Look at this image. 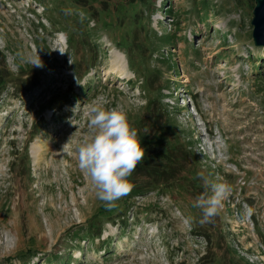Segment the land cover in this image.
<instances>
[{
    "label": "rangeland",
    "instance_id": "1",
    "mask_svg": "<svg viewBox=\"0 0 264 264\" xmlns=\"http://www.w3.org/2000/svg\"><path fill=\"white\" fill-rule=\"evenodd\" d=\"M131 1L0 0V264H264L257 0ZM97 105L145 148L113 207L78 167Z\"/></svg>",
    "mask_w": 264,
    "mask_h": 264
},
{
    "label": "clouds",
    "instance_id": "2",
    "mask_svg": "<svg viewBox=\"0 0 264 264\" xmlns=\"http://www.w3.org/2000/svg\"><path fill=\"white\" fill-rule=\"evenodd\" d=\"M28 62L34 67H43L39 55L30 57ZM91 113L88 126L93 135L78 147V167L90 178L98 199L107 207H113L116 201L130 193L132 185L128 177L143 161L145 148L119 107L107 109L97 105ZM204 184L211 194L198 197L194 206L203 210L204 219H211L222 209L230 186L210 182L207 178Z\"/></svg>",
    "mask_w": 264,
    "mask_h": 264
},
{
    "label": "water",
    "instance_id": "3",
    "mask_svg": "<svg viewBox=\"0 0 264 264\" xmlns=\"http://www.w3.org/2000/svg\"><path fill=\"white\" fill-rule=\"evenodd\" d=\"M253 39L258 47H264V0H257L252 20Z\"/></svg>",
    "mask_w": 264,
    "mask_h": 264
},
{
    "label": "built area",
    "instance_id": "4",
    "mask_svg": "<svg viewBox=\"0 0 264 264\" xmlns=\"http://www.w3.org/2000/svg\"><path fill=\"white\" fill-rule=\"evenodd\" d=\"M256 245H257L258 250H261L262 252H264V245L263 244L257 242ZM257 259L259 261H264V255L257 256Z\"/></svg>",
    "mask_w": 264,
    "mask_h": 264
},
{
    "label": "trees",
    "instance_id": "5",
    "mask_svg": "<svg viewBox=\"0 0 264 264\" xmlns=\"http://www.w3.org/2000/svg\"><path fill=\"white\" fill-rule=\"evenodd\" d=\"M136 1H139V3L141 4V2H142V0H136ZM135 1V2H136ZM128 3H132V1L131 0H129V2ZM85 8H86V6H84ZM128 61L130 62V57L128 58ZM177 67H179V66H177ZM137 73V72H136Z\"/></svg>",
    "mask_w": 264,
    "mask_h": 264
},
{
    "label": "bare ground",
    "instance_id": "6",
    "mask_svg": "<svg viewBox=\"0 0 264 264\" xmlns=\"http://www.w3.org/2000/svg\"><path fill=\"white\" fill-rule=\"evenodd\" d=\"M41 154H42V153H41ZM38 156H40V154H39Z\"/></svg>",
    "mask_w": 264,
    "mask_h": 264
}]
</instances>
